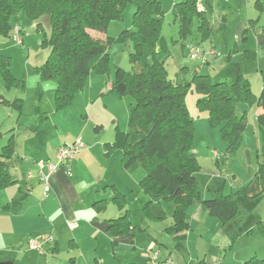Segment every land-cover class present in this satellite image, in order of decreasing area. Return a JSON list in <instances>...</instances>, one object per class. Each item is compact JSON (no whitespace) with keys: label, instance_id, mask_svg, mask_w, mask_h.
<instances>
[{"label":"trees","instance_id":"1","mask_svg":"<svg viewBox=\"0 0 264 264\" xmlns=\"http://www.w3.org/2000/svg\"><path fill=\"white\" fill-rule=\"evenodd\" d=\"M131 4L135 6L134 29L124 31L120 39L132 41V72L117 68L110 91L119 97L134 99L130 119L140 138L131 143L128 134L117 132L114 142L104 145L105 156L110 157L113 151L120 150L124 170H142L144 176L139 181V188L148 198L143 211L150 220L164 221L166 214L161 203L174 204L172 225L164 230L168 235L184 238L183 232L188 230L187 210L195 201L223 225L244 219L245 211L238 198L264 199V151L262 161L247 185L231 195L216 192L209 199L201 198L195 178L200 167L191 153L193 120L184 103L189 85L172 83L167 79L165 57L158 50L163 13L157 0H0V37L12 35L15 27L12 19L17 14H24L37 24L36 31L41 26L40 20H47L50 33L44 34L40 45L48 49V55L37 74L40 79L54 83L56 107L64 108L83 91L91 74L108 76L110 73L107 48L115 39H98L89 31L105 34L109 23L119 21L125 8ZM172 13L183 38L190 34L195 20L202 41L210 38L213 27L205 12L199 9L198 0L174 4ZM9 64V58L0 56V77L7 89L21 84L11 75ZM257 70L255 53L244 51L237 63V74L232 84L213 83L208 76L198 75L196 71L192 77L200 95L197 105L207 113L210 127L219 128L220 138L226 144L229 155L241 144L246 128L245 114L238 115L236 112L238 105L255 106L257 121L264 128V85L257 98L252 94L247 79L250 73ZM262 76L264 79V72ZM0 104L17 111L22 108V100L9 103L1 95ZM11 131L6 144L0 149V190L15 183L6 168V161L13 156L15 149ZM112 201L122 214L107 222L108 235L117 238L132 234L123 196L115 193ZM93 207L101 212L106 203L99 201ZM259 229L264 237L261 223ZM117 260L120 264H130L120 258ZM199 264L206 263L201 261ZM243 264H264V259L251 258Z\"/></svg>","mask_w":264,"mask_h":264},{"label":"rangeland","instance_id":"2","mask_svg":"<svg viewBox=\"0 0 264 264\" xmlns=\"http://www.w3.org/2000/svg\"><path fill=\"white\" fill-rule=\"evenodd\" d=\"M161 5L163 13L162 25L160 30V36L158 41V50L162 52L164 60V68L167 71V79L172 83H179L189 85V90L185 95V106L193 120V142L191 153L194 155L200 170L195 176L198 186L201 188L204 199L211 198L206 194L205 181H212L208 190H219L224 188V196L231 195L237 189L247 185L250 179L253 177L257 170V161H262V154H259L258 158L256 152H252V139H253V124L256 122L255 106L238 105L236 112L238 115L245 114L246 128L242 135L241 144L232 154H227V146L221 140L219 135V128H212L207 121V113L198 107L197 101L200 95L195 89V83L192 82V77L196 71L198 75L208 76L213 83L232 84L235 80L237 71H229L226 68L229 62L233 60L230 57L234 56L233 50L235 47L236 38L233 34L234 26L237 19L235 16L231 17L228 13L227 7L223 4L224 0H198V5L205 9V16L212 24V33L210 38L206 41H202V37L197 32V20L193 22L190 34L184 36L180 35V28L172 13L174 4L183 2L184 0H157ZM264 4V0H259ZM218 2V4H216ZM256 0H243L242 7L238 11V15L242 20L248 22L249 20H256L260 16L258 21V27L264 34V11L259 13L254 9V3ZM214 8L212 9L211 7ZM214 10V12H213ZM135 12L134 5H128L122 13L119 21L110 22L106 33H98L89 31L98 39L111 38L115 39V42L107 48V54L109 56V68L110 73L108 76H104L105 80H113V74L117 68H121L127 73L132 72V65L130 63V54L134 52L133 44L130 39L122 41L120 35L124 31H133V15ZM213 12V13H212ZM223 17L226 18L225 26L226 31L219 30L218 25L222 24ZM20 25L19 29L22 30V45H17L12 41V35L8 37H0V55L9 57V71L11 75L17 81H20L18 87H11L7 89L3 81L0 78V94L2 98L6 97L9 101H14L15 98L22 99V111L23 116L19 115V111L8 109L7 105L0 106V149L6 144V141L10 135L8 132L11 128L15 127L18 118H40L41 125L39 131L36 134V145L42 144L46 146L47 142H51L52 145L56 143L57 136L70 135L72 137H87L91 138V133L94 134V128L96 124H91L94 121L98 122V126L105 137L104 141L112 142L116 133L121 132L129 135L131 143L138 141L140 138L136 129L132 127L130 114L135 105V101L130 96L119 97L115 93H108L106 90H100L95 94L92 99L93 104L86 111L85 100L77 94V97L73 103L64 108L58 109L54 100V89L50 87L53 83L40 79L37 74L38 68H40L48 55V49L41 47V40L44 34L49 35L50 26L46 19L40 20V28L36 31V25L31 22L24 14H17L12 19ZM256 30L250 29L248 37L250 38V45L253 48H257ZM212 45L215 47L217 58L210 59L209 67L199 69L200 65L197 61L191 60L190 55L195 48L212 49ZM2 48V49H1ZM225 51V52H224ZM260 51V50H259ZM264 54V52H263ZM227 56L228 59H223ZM260 57V70L252 72L248 75L247 79L250 85L252 94L258 98L260 91L264 85V79L262 73L264 72V55L259 52ZM231 70V66H230ZM233 75V77L231 76ZM22 86V87H20ZM109 84L105 86L108 87ZM104 88V89H105ZM27 90L28 96L24 94ZM11 102V103H12ZM63 118V119H62ZM85 118H91L90 123H84ZM111 118H118L116 123L112 122ZM49 120V125H45L43 121ZM98 119V120H97ZM62 120L61 125L52 124L53 121ZM248 120L250 121L248 124ZM96 122V123H97ZM17 123V124H16ZM85 126H87L85 128ZM264 132V129H262ZM29 133L23 135L26 136ZM56 135V136H55ZM55 136L54 138H51ZM244 139V140H243ZM264 151V150H263ZM32 153V151H30ZM115 157L111 159L109 165L110 179L111 171L119 169L120 159L122 152L115 150ZM222 159L221 163L217 166L216 156ZM113 155V154H112ZM28 161L32 159H38L36 157L28 156ZM27 159V158H26ZM23 160V158H22ZM18 157H14V160L7 165V171L11 167L15 166L17 162H22ZM218 162V160H217ZM92 163L96 165L94 160ZM98 170L95 168L94 170ZM25 171H23V174ZM33 172L31 171L30 174ZM82 173L83 182L88 179V174L95 176L94 172L90 168L89 173ZM132 173H135L136 177L142 175V170L137 168ZM28 172L26 173V175ZM140 175V176H139ZM123 177L116 176L115 182L119 185L121 191H127L126 181ZM231 189V190H230ZM231 191V192H230ZM139 192V197L142 196L140 188L135 184V195ZM127 196L129 194H126ZM37 200L40 202L42 198V191L34 194ZM144 198V197H142ZM130 200V199H129ZM131 201V200H130ZM238 201L245 211V218L239 221L231 222L227 224L225 230L223 226L217 223L216 220L209 218L207 226L210 230L215 231V226L218 224V230L214 233V241L212 237H208L211 241L205 244L199 250L198 254L205 253L209 250L207 261L210 264H242L250 257L256 259H264V237L260 232L259 223L264 226V199L262 197L256 199H247L245 197H239ZM132 202V201H131ZM143 205L139 203H133L127 206L129 212V218L132 225V233L136 235L137 244L136 250L129 244H122L118 250H114V253L126 263L133 264H149L154 262L157 264L163 259V254L166 247L170 251H174L176 247L175 242L167 235L163 230L172 224V216L174 211V204L172 202L161 203V207L165 214H168L166 222H157L150 220L146 213L143 211ZM199 206L197 202L193 204V207L189 209V214L193 215L196 212V208ZM82 217L85 219L92 218V212L87 202L81 206ZM114 210L113 207L107 211L106 216H111ZM195 217V216H194ZM193 217V218H194ZM87 220V221H88ZM76 228L72 230V234L82 232L84 230L83 225L78 220L76 222ZM192 232L199 235V226L195 222L192 225ZM148 231V233H144ZM92 231L85 229L82 234L78 235V241L80 243L81 256H74L78 258V264H92V259L99 257V264H113L111 253V242L108 237L99 239L92 237ZM107 238V239H106ZM153 239L152 241L150 239ZM152 242V243H150ZM152 244V245H151ZM212 244V245H211ZM147 246L145 249L144 247ZM161 252V256L159 253ZM197 253L193 252L188 256L187 252L184 254L185 261L189 263L194 260ZM50 255V256H49ZM68 253L60 256L58 254L51 257V253L43 255L46 260H53L55 257L63 259L68 257ZM70 256V255H69ZM63 261H59L62 263ZM68 262V260L66 261ZM206 263V262H205ZM206 263V264H208Z\"/></svg>","mask_w":264,"mask_h":264},{"label":"crops","instance_id":"3","mask_svg":"<svg viewBox=\"0 0 264 264\" xmlns=\"http://www.w3.org/2000/svg\"><path fill=\"white\" fill-rule=\"evenodd\" d=\"M242 1L243 0H224L223 2V4L227 7L226 9L228 10L230 16H235V18L237 19L236 25L234 26L233 30V34L237 41L235 43L233 53L236 54H234L233 57H230V59L233 61L229 62L226 66L231 74L235 71V69L237 71V63L241 59L242 53L244 51H252L255 53L259 70V52H262V55H264V34L259 30V28L257 29L260 16H258L256 20H249L248 22L242 20L238 15V11L242 7ZM216 4H218V2H216ZM211 8L213 9L214 6ZM199 9L205 12V9L203 7L199 6ZM254 9L261 13L264 11V4L261 1L256 0V2L254 3ZM225 21L226 18L223 17L222 24L218 25L219 30H223V32H225L227 29V27L224 25ZM14 22L15 23L13 24V26L20 27V25L16 23L15 19ZM250 29L257 31H255L256 35L253 33V35L257 37V48H253L250 45V38L248 37V32ZM212 49L215 51V47L213 45ZM1 57L9 58L6 56ZM216 58L217 53L213 59L216 60ZM225 58L228 59L227 56L223 57V59ZM209 64L210 59L209 63L205 66L209 67ZM205 66L201 68H204ZM201 68L199 67V69ZM231 76L233 77V75ZM112 82L113 80H105L103 75H97L95 73L91 74L88 77L83 91L79 94L81 96V99L83 98L85 100L84 104H86V111L93 104L92 99L94 98L95 94H97V92H99L100 90H106L108 91V93H111L110 88ZM107 84H109V86L105 88ZM54 86L55 85L53 83L50 87H53L54 89ZM24 94H26V97L28 96L27 90ZM76 97L77 95L75 96L73 102L75 101ZM3 99L9 103L12 102L7 100L6 97H4ZM18 99L19 98H15L14 101ZM1 105L2 104H0V106ZM5 107L15 110L11 106ZM257 112L258 110L256 109L255 117L257 116ZM19 115H24L22 108L19 111ZM39 119L40 118H18L17 123L19 124L16 123L17 125L8 131L10 133V131L12 130L11 133L13 134L15 139V149L13 156L6 161V168L7 165L14 160V157H18L21 160L23 158V160L22 162H17L15 166H13V168L10 167L8 169V173L10 177L15 181V183L0 190V263L11 262L12 264H78V258L74 257L76 255L78 257L81 256L78 235L82 234L85 229H88L90 232L92 231V237H96L98 239L99 236L104 239L105 237H108L111 242L112 248L111 256L115 262L113 264H120L117 259H121V257L117 256V254L114 253V250H118L119 246L122 244H129L130 246H133L134 242V248L136 250L137 239L134 233L128 236L117 238H113L108 235L107 222L111 219L118 218L122 214V211H119L115 202H113L112 200L115 193H118L123 196L126 202V208L128 205H131L135 202L139 203L140 205L145 204L148 201V198L143 194L141 190V197L138 196L139 192H136L137 195H135V184H137L139 188V181L144 176V173L142 172V175H139L140 177H136L139 179H135V173L124 170L120 159L119 169L111 171V177L109 179L108 167L111 164V159L117 154L114 155L113 151V155L111 154L110 157H106L104 145L112 144L115 140V137L112 142L104 141L107 139H105L100 130L101 126L99 127L98 122L94 121L91 124H96V127L94 128V134L91 133L90 135L91 138H87L85 136L81 137L82 143L84 144V149L79 152L70 163L63 166L51 175L49 179V194L47 197H43V184L38 177V170L35 166V163L41 161L54 163L56 151L61 147H69L73 145L76 137L74 138L67 134L65 136H57L56 143L54 145H52L50 141L47 142L46 146H43L42 144L36 145V135L33 136L32 134H36L39 131V126L41 125L40 122H42ZM90 119L91 118H85V125L90 123ZM111 119L113 123H116V120L118 118ZM43 122L45 125H49L50 123L48 119ZM249 122L250 121L248 120V124ZM62 123V120H59L53 121L52 124H54L55 126V124L61 125ZM86 127L87 126H85V128ZM262 129L264 128L258 123L256 118V122L253 124V139L251 142L253 146L252 152H256L257 158L259 154L263 153L264 150V132ZM25 133L29 134L23 137ZM0 136L2 137L1 133ZM55 136L51 138H54ZM30 151H32V153ZM28 156L36 157L38 159H32L30 162L28 161ZM92 160H94L96 165L92 163ZM221 161L222 159L218 160L217 162L216 159L215 164L219 166L218 164H220ZM260 162V160L257 161V167ZM90 168L96 175L93 177L88 174V179H85V181L83 182L82 173H89ZM95 168H98V170H94ZM23 171H25L24 174ZM31 171L33 172L32 174H30ZM27 172L28 174L26 175ZM28 176H31V178L29 179ZM116 176L127 179L125 180L127 182L125 190L127 191H121L124 189H121L119 185L116 184ZM204 183L205 185L203 186L204 188H206V194L210 195V197H212L216 192H221L223 195L225 194L223 191L225 187L216 191L208 190L210 189L209 186L212 181L206 180ZM197 187L200 191L201 198L204 199L203 193L201 191V188L198 186V183ZM41 191L42 198H40L39 202L34 194H38V192ZM126 194L129 195L127 196ZM99 201H104L106 203L105 209L101 212H97L93 207V204ZM84 202H87L88 205L90 203L92 212V218L89 220L85 219L86 222H84L83 220L81 210V206L84 204ZM195 202H193V204ZM197 203L199 204V202ZM193 204L187 210V213L189 215L188 230L183 232V239H178L175 236H171L163 232L175 242L176 247H174L175 250L173 252L170 251L168 247H166L163 254V259L157 264H199L201 261L208 263L207 256L209 254V250H206V252L202 254L198 253L205 244L208 245V243L211 242L208 237L211 236L212 240L214 241V233L218 230V224H216L215 226V231L209 229V227L207 226L209 218L216 220L217 223L222 225L224 228L223 230H225L227 224H230L231 222L224 225L221 224L217 219L210 217L205 211H203L200 207V204L199 206H197L196 212L193 215H190L188 211L193 207ZM111 207L116 209V211L111 210L114 214H112L111 216H106L107 211H109ZM169 217L172 218V216ZM167 218L168 214H166V219L163 222H166ZM78 220L83 225L84 230L82 232L72 234V230H74L77 226L74 229H70L69 224H76ZM195 222L200 228L199 235H196L192 232V225ZM171 225L165 227V229L169 228ZM144 233H148V231ZM48 235L53 237L56 244L54 250L49 252L52 255L51 257L56 254L62 256L65 251L70 256L68 255V257L63 259H60L57 256V258L55 257L53 260L48 261L43 257V255H40L39 253L28 249L27 244L30 240L38 241L44 236ZM150 240L152 241L153 239L151 238ZM144 248L146 249L147 246H145ZM161 252L162 251H160L159 256H161ZM186 252L188 256H190V254H192L193 252L197 253L194 257V260H192L190 263L189 261H185L184 254ZM251 258L255 257H250L249 259ZM249 259L245 260L244 262L248 261ZM67 260L68 262H66ZM99 260V257L93 258L92 264H99ZM59 261L63 262L59 263Z\"/></svg>","mask_w":264,"mask_h":264},{"label":"built area","instance_id":"4","mask_svg":"<svg viewBox=\"0 0 264 264\" xmlns=\"http://www.w3.org/2000/svg\"><path fill=\"white\" fill-rule=\"evenodd\" d=\"M12 41L17 45H22V35L18 26H15L12 30ZM216 55L213 49H203L195 48L191 55L190 59L197 61L200 65V68L209 63V59L214 58ZM84 149V144L82 143L81 137L76 138L73 145L69 147H61L55 153V162H36L35 166L38 170V177L43 184V197H47L50 191L49 179L52 174L58 171L63 166L70 163L73 158ZM216 159L220 160L219 157L215 154ZM30 179L31 176H28ZM76 227L75 223H70L69 228L74 229ZM28 249L35 251L40 255H46L54 249L55 241L50 235L44 236L38 241L30 240L27 244ZM149 264H155L151 262Z\"/></svg>","mask_w":264,"mask_h":264},{"label":"water","instance_id":"5","mask_svg":"<svg viewBox=\"0 0 264 264\" xmlns=\"http://www.w3.org/2000/svg\"><path fill=\"white\" fill-rule=\"evenodd\" d=\"M0 264H12L11 262H4V263H0Z\"/></svg>","mask_w":264,"mask_h":264}]
</instances>
